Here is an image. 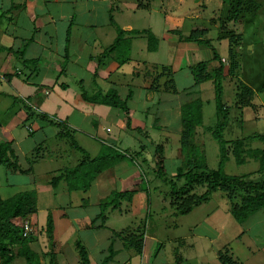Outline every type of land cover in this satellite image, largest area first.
<instances>
[{
  "label": "crops",
  "instance_id": "obj_1",
  "mask_svg": "<svg viewBox=\"0 0 264 264\" xmlns=\"http://www.w3.org/2000/svg\"><path fill=\"white\" fill-rule=\"evenodd\" d=\"M239 2L240 13L232 21L224 0H0V144L10 145L8 159L17 166L0 165V199L35 193L36 211L21 221L32 226L26 246L37 264H49L48 214L57 264H80L76 243L90 264L106 259L105 264H222L218 253L225 248L237 264H264V210L238 224L226 195L214 191L180 214L170 187L156 173L144 171V164L156 171L150 150L160 145L166 177L175 180L186 159L179 145L181 108L196 99L201 124L193 145L207 166L203 142L213 138L217 122L213 80L195 85L190 68L205 64L212 75L221 63L227 113L222 134L229 135L225 164L232 160L235 170L253 167L236 177L264 179L259 165L264 149V0ZM117 29L128 50L110 51ZM196 30L204 33L189 40ZM145 32L157 40L154 51L148 50ZM231 52L238 66L230 75ZM241 84L253 96L239 107L235 96ZM82 89L89 96L113 89L121 100L130 94L129 129L120 110L84 101ZM60 131L91 158L101 145H113L133 163L119 162L100 172L86 190H70L63 174L82 154L74 149V155L70 139ZM126 192L100 215V204ZM115 222L124 224L110 227ZM11 264L27 261L17 253Z\"/></svg>",
  "mask_w": 264,
  "mask_h": 264
},
{
  "label": "trees",
  "instance_id": "obj_2",
  "mask_svg": "<svg viewBox=\"0 0 264 264\" xmlns=\"http://www.w3.org/2000/svg\"><path fill=\"white\" fill-rule=\"evenodd\" d=\"M231 8L230 20L235 21L240 13L239 0H224ZM113 23V21H111ZM147 34L148 50L154 51L157 46V40L149 32ZM203 30L192 31L187 37L189 40H196L198 36L203 34ZM123 31L117 29V36L114 40L110 51L114 50H128V42L123 39ZM208 44V43H204ZM125 47V48H124ZM230 68L229 74L235 72L238 63L235 54L230 53ZM214 57L217 59V55ZM195 85H198L207 80H213L214 86V105L217 122L212 137L218 144L219 161L217 169L209 170L201 159L197 158L196 147L193 145L194 130L201 124V102L196 99L184 104L181 108V124L182 131L179 137V145L181 151L186 154V159L183 162L185 165L178 167L176 171L175 180L172 181L166 177V170L164 167L162 147L156 145L153 150L154 164L156 168V176L160 181L170 187V196L173 198L174 204L180 209V214H186L194 206H197L208 200L210 194L214 191L224 193L230 202V213L238 224H242L246 219L258 210H264V179L252 180L248 177H236L226 175L223 172L224 163L228 159L227 141L222 136L224 121L226 120V109L222 102V77L223 65L219 66L213 74L207 72L205 64H198L190 68ZM154 79V82H156ZM153 84L150 89H153ZM174 91V89H172ZM82 98L84 101L110 106L120 110L126 117V127H130V119L128 117V99L131 95L128 94L125 100H121L117 92L113 89L106 93L97 92L89 96L82 89ZM253 96V91L245 85H238L236 100L239 107L245 106L248 100ZM29 111V108H27ZM46 120L45 116H40ZM49 124L58 126L65 130V126L59 123L48 121ZM60 135L68 137L70 144L82 154V159L74 166V168L66 169L63 178L65 179L69 189H83L89 187L90 182L94 177L121 161L133 163V158L126 153H118L110 145H102V150L98 155L91 158L87 153L80 149L69 133L60 131ZM264 138V137H263ZM12 155L10 145L8 143L0 144V165L6 164L10 169H17L16 163L10 162L8 155ZM260 171H264V149L260 153L259 159ZM86 167H90L87 172ZM88 174L92 176L89 177ZM61 177L53 178L51 180V187H55ZM181 182V184H177ZM198 188H204L205 191L201 195H197L195 191ZM126 193H114L112 198L100 204V215L103 209L107 206L114 205L119 199H124L128 196ZM173 204V205H174ZM36 211V196L32 191L21 192L12 197L1 200L0 199V264H11L15 255L18 253L23 256L27 264H37L36 256L29 251L26 246L27 240L30 238L22 237L21 228L14 222V220H26L30 215ZM53 221L51 215L48 214L44 227V233L49 245V264H57L56 256L53 251L54 242L52 238ZM17 248L16 253L14 249ZM80 264H90L85 249L76 243ZM140 252V249H138ZM218 259L222 264H237L229 255L228 248L218 253ZM106 259L102 264H105Z\"/></svg>",
  "mask_w": 264,
  "mask_h": 264
},
{
  "label": "rangeland",
  "instance_id": "obj_3",
  "mask_svg": "<svg viewBox=\"0 0 264 264\" xmlns=\"http://www.w3.org/2000/svg\"><path fill=\"white\" fill-rule=\"evenodd\" d=\"M210 110L213 112L214 111V107H213V104L211 103L210 104ZM206 114V113H205ZM208 118V117H207ZM212 118V117H211ZM209 119V120H211V122H212V120L213 119ZM262 129L264 130V127H262ZM139 136V138H143L144 139V135H138ZM222 136H223V138H224V140H227L229 137V135L228 134H222ZM206 141H204L203 142V144H204V146H205V155H206V157H207V166L209 167V169H217V165H218V161H219V157H218V145H217V142L215 141V139L214 138H211V136H210V138H209V136H207V139H205ZM143 143V142H142ZM141 145H143V144H141ZM111 146V145H110ZM112 147H113V149L114 150H116V152H118V153H125V152H123L120 148H118L117 146H113L112 145ZM101 148H102V145H101ZM100 148V150H102ZM124 148V147H123ZM152 147L150 146L149 147V149H151ZM75 148H73V153H74V155L75 154H77V152H75V150H74ZM99 150V151H100ZM228 150V149H227ZM152 152V155H153V148L150 150V153ZM228 155V154H227ZM229 156V155H228ZM82 159V156L80 155L79 156V158H77V163L80 161ZM121 162H127V161H121ZM185 162V161H184ZM129 165L131 164V163H129V162H127ZM184 163H183V166L182 167H184ZM144 171H145V175H147V176H155L154 174H155V170H154V168H153V166L151 165V166H147L146 167V165L144 164ZM74 168V167H73ZM252 168L253 167H251V166H249V167H242V168H240V169H238V170H235V166H234V163H233V161L231 160L229 163H224V166H223V172L226 174V175H232V176H239L240 174L242 175V174H244V173H248V172H250L251 170H252ZM89 169H92V168H90V167H86V171L87 172H89L88 170ZM153 171H152V170ZM166 169H167V171L169 170V164L168 165H166ZM235 172H237V173H235ZM88 176L89 177H91L92 175L91 174H88ZM98 176V174L94 177V178H96ZM143 180V179H142ZM143 182H144V180H143ZM144 186H145V184H144ZM163 190V189H162ZM112 198V197H111ZM110 198V199H111ZM109 199V200H110ZM108 200V201H109ZM150 200L152 201V204L154 205V203L157 201L156 199H155V196L151 193L150 194ZM106 203V202H105ZM115 205H117V204H114V206ZM122 205V204H121ZM123 207V206H122ZM117 208H119V210L117 209V212H119L120 211V206L119 207H117ZM113 215H115V214H112L111 216H113ZM149 216H150V214H149ZM41 219H42V216H38V223L36 224V227H38V225L41 223ZM113 219V217L111 218V220ZM148 219V218H147ZM14 222H16V224L17 223H20V226L23 224V223H25V221H21V220H14ZM163 222H166V221H163L162 220V223ZM124 223H121V224H119V223H117V222H115V225H110V227H112V228H118L119 226H122Z\"/></svg>",
  "mask_w": 264,
  "mask_h": 264
},
{
  "label": "built area",
  "instance_id": "obj_4",
  "mask_svg": "<svg viewBox=\"0 0 264 264\" xmlns=\"http://www.w3.org/2000/svg\"><path fill=\"white\" fill-rule=\"evenodd\" d=\"M106 131H109V129H107ZM20 228L22 230V237H27L32 231V226L28 222L23 223Z\"/></svg>",
  "mask_w": 264,
  "mask_h": 264
}]
</instances>
